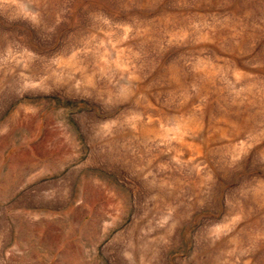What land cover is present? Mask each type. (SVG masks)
Masks as SVG:
<instances>
[{"label":"rangeland","instance_id":"obj_1","mask_svg":"<svg viewBox=\"0 0 264 264\" xmlns=\"http://www.w3.org/2000/svg\"><path fill=\"white\" fill-rule=\"evenodd\" d=\"M0 264H264V0H0Z\"/></svg>","mask_w":264,"mask_h":264}]
</instances>
